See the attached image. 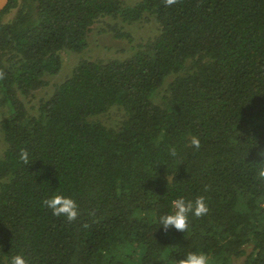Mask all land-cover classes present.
Segmentation results:
<instances>
[{"label":"trees","instance_id":"trees-1","mask_svg":"<svg viewBox=\"0 0 264 264\" xmlns=\"http://www.w3.org/2000/svg\"><path fill=\"white\" fill-rule=\"evenodd\" d=\"M104 17L153 18L160 34L127 59L81 61L29 113L24 98L61 71L64 52L88 49ZM0 71V264L16 254L176 264L191 251L211 264H264V0H12L0 15ZM114 106L126 116L118 127L92 120ZM55 194L76 200L77 220L44 206ZM200 195L208 214L165 232L171 201Z\"/></svg>","mask_w":264,"mask_h":264},{"label":"rangeland","instance_id":"rangeland-1","mask_svg":"<svg viewBox=\"0 0 264 264\" xmlns=\"http://www.w3.org/2000/svg\"><path fill=\"white\" fill-rule=\"evenodd\" d=\"M139 1L140 0H124V4L127 6H134ZM13 16L14 12L9 16V19ZM160 29V24L153 18H145L144 20L132 25L109 17L99 19L94 24L89 34L88 49L81 54L64 52L62 54L63 66L61 71L53 77H47L45 79L47 82L46 86L35 91L28 98H24V102L29 113L36 115L40 102L52 96L55 90L63 82L70 78L73 69L81 61L108 62L112 60L127 59L133 55L137 46L154 40L160 34ZM116 32L128 34L131 37V40L126 37H116ZM174 78L175 76L169 78L162 90H159L158 95L155 98L156 103L162 105V98L166 96L168 86ZM125 118L126 116L124 111L119 108V106H114L106 114L95 117L92 120L99 121L105 126L112 128L118 127ZM5 149L6 143L0 130V156L3 154Z\"/></svg>","mask_w":264,"mask_h":264},{"label":"clouds","instance_id":"clouds-1","mask_svg":"<svg viewBox=\"0 0 264 264\" xmlns=\"http://www.w3.org/2000/svg\"><path fill=\"white\" fill-rule=\"evenodd\" d=\"M166 5L171 6L177 3V0H165ZM4 78V73L0 71V79ZM191 146L199 149L201 141L199 137L192 136L190 139ZM173 156L176 155L175 149L171 150ZM257 156L259 159L264 160V149H261ZM20 159L29 164V154L27 150H22L20 153ZM257 178L264 180V162L257 163ZM168 183L170 177H167ZM207 191V188H205ZM45 207L52 210L54 216H64L68 221L77 220L80 215L79 205L76 200L70 196L63 194H55L52 197L43 201ZM172 211L169 214L162 215L159 218V223L163 226L165 232L174 228L179 232H188L190 216L200 218L205 216L209 212V206L207 204L206 197L204 195L197 196L195 200H187L184 197H179L171 201ZM9 264H34V260L26 256L25 254L12 255L9 260ZM176 264H211L210 257L204 252L191 251L185 255V258L176 260Z\"/></svg>","mask_w":264,"mask_h":264},{"label":"water","instance_id":"water-1","mask_svg":"<svg viewBox=\"0 0 264 264\" xmlns=\"http://www.w3.org/2000/svg\"><path fill=\"white\" fill-rule=\"evenodd\" d=\"M12 0H0V15Z\"/></svg>","mask_w":264,"mask_h":264}]
</instances>
